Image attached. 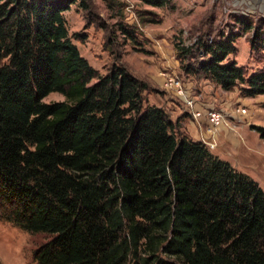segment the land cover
<instances>
[{
	"label": "trees",
	"instance_id": "trees-1",
	"mask_svg": "<svg viewBox=\"0 0 264 264\" xmlns=\"http://www.w3.org/2000/svg\"><path fill=\"white\" fill-rule=\"evenodd\" d=\"M74 5L90 10L0 0V221L46 236L37 264H264V189L182 131L190 113L150 105V86L124 66L93 68L68 29ZM235 20L238 31L177 44L181 70L264 96V67L231 58L253 32L251 57L263 61L264 20ZM53 93L65 100L44 103Z\"/></svg>",
	"mask_w": 264,
	"mask_h": 264
},
{
	"label": "rangeland",
	"instance_id": "rangeland-1",
	"mask_svg": "<svg viewBox=\"0 0 264 264\" xmlns=\"http://www.w3.org/2000/svg\"><path fill=\"white\" fill-rule=\"evenodd\" d=\"M89 1L90 10L74 5L65 13V18L74 43L90 65L102 74L115 62L124 66L150 86V92L144 94L148 103L164 107L175 120L191 111L167 84L170 79H180L189 97L210 103L204 110L211 108L226 114L225 125L216 138V148L210 149L211 152L264 189V140L256 130L264 128V96L243 98L239 88L227 92L202 78L186 77L176 51L180 43L190 47L206 39L208 34L216 37L238 31L235 24L238 17L256 23L264 20V0H171L173 9L153 8L140 0ZM121 25L134 33L135 40L121 33ZM252 34L237 41L239 53L231 58L239 66L256 70L264 67V59L258 63L251 57ZM78 38L83 40L78 41ZM199 90L203 91V96ZM64 100L61 94L53 93L43 102L52 104ZM241 109H246L245 115L238 114ZM194 110L202 111L196 106ZM208 122L206 116L196 119L191 115L182 131L193 138L189 129L194 124L203 142L206 136L211 137L207 134ZM45 240V235H33L0 221V264H37L35 251Z\"/></svg>",
	"mask_w": 264,
	"mask_h": 264
},
{
	"label": "built area",
	"instance_id": "built-area-1",
	"mask_svg": "<svg viewBox=\"0 0 264 264\" xmlns=\"http://www.w3.org/2000/svg\"><path fill=\"white\" fill-rule=\"evenodd\" d=\"M168 86L172 87L178 94V96H180L181 98L184 99L187 108H190L191 111H189V113L193 116V118L199 119L202 116H206L207 120H209L208 122V126H207V134H210V136H206L205 138H203V142L212 150H214L216 148V138L217 135L219 133L220 128L225 125V120H226V114L224 113V111H220V110H215V109H211L208 108L206 110H202V111H196L194 110V106H195V99L191 97H189L186 93V91H184L183 87V83L181 82L180 79L178 78H174V79H170V81L167 83ZM185 88V87H184ZM238 114L239 115H245L246 114V109H241L238 110Z\"/></svg>",
	"mask_w": 264,
	"mask_h": 264
},
{
	"label": "crops",
	"instance_id": "crops-1",
	"mask_svg": "<svg viewBox=\"0 0 264 264\" xmlns=\"http://www.w3.org/2000/svg\"><path fill=\"white\" fill-rule=\"evenodd\" d=\"M203 96V94L201 95ZM195 106H196V109H200V110H204L205 108H207L209 106L210 103H206L204 101H200L198 98L195 99ZM202 123L204 124V122L202 121ZM190 131V134L192 135V137L196 140H199V134H198V130L196 129V127H194V124H192V127H190L189 129ZM225 134H227L228 136H231V134L228 132H226ZM197 137V138H196Z\"/></svg>",
	"mask_w": 264,
	"mask_h": 264
}]
</instances>
